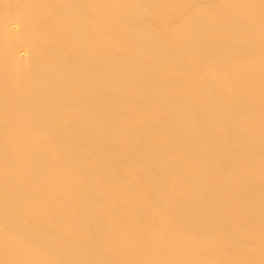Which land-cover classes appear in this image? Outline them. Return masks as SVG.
I'll use <instances>...</instances> for the list:
<instances>
[{"label": "bare ground", "instance_id": "1", "mask_svg": "<svg viewBox=\"0 0 264 264\" xmlns=\"http://www.w3.org/2000/svg\"><path fill=\"white\" fill-rule=\"evenodd\" d=\"M0 264H264V0H0Z\"/></svg>", "mask_w": 264, "mask_h": 264}]
</instances>
